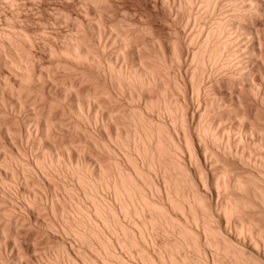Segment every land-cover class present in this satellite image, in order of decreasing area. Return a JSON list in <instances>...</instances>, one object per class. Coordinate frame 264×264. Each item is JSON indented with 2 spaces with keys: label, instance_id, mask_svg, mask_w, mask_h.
Here are the masks:
<instances>
[{
  "label": "bare ground",
  "instance_id": "6f19581e",
  "mask_svg": "<svg viewBox=\"0 0 264 264\" xmlns=\"http://www.w3.org/2000/svg\"><path fill=\"white\" fill-rule=\"evenodd\" d=\"M22 2L0 0V264H264V0H174L166 44L104 0L50 28Z\"/></svg>",
  "mask_w": 264,
  "mask_h": 264
},
{
  "label": "rangeland",
  "instance_id": "374dc122",
  "mask_svg": "<svg viewBox=\"0 0 264 264\" xmlns=\"http://www.w3.org/2000/svg\"><path fill=\"white\" fill-rule=\"evenodd\" d=\"M22 1H25V0H21V2ZM30 1V0H29ZM28 0H26L25 2H22V3H24V4H22V8L25 6V8L26 9H22L21 8V13H22V16L24 15L25 16V18L27 17V18H31V19H27L26 18V20L25 21H27L28 22V25H29V20H31L30 21V25H33V24H35V22H37L38 20V18L40 17V20H42V22L44 23V22H46V23H44V26L46 25V27H48L49 25V28L51 27V24L53 23L52 22V20L54 21V19H55V16H54V14H56V12L55 11H60V9L62 10V11H64V12H67V13H70V14H72V16L73 17H76V18H79V20H81V21H84V23H86V19H85V16L83 15V13H84V11H83V6H85L86 5V1L87 0H31L30 2H29ZM33 1V2H32ZM165 2V4H164V2ZM166 1H169V3H170V5H169V3L168 2H166ZM177 1H179V0H175V2L177 3ZM40 2H41V4H40ZM83 2V3H82ZM104 2L105 3H103L104 5V7L105 8H108V7H110L109 9V11H111V15H115V16H117V14H119L120 16L122 15V14H124V15H122V17H119V15H118V18H126V19H128V21L130 20L132 23H134L135 22V24L136 25H139L140 24V26H145V24H147L146 26H149L150 27V25L152 26V29H154L155 28V33H156V35L158 34V37H163L164 36V38H162L163 40H162V42L164 43V44H166L167 43V41L168 40H176L177 39V36H178V34H179V36H178V38L180 37H182L181 35L182 34H184V33H182V32H184V30H185V28H184V30L182 29L183 27H184V25H183V20H184V18L183 17H180V16H183L179 11H177V7L175 6L176 4H175V2H174V0H107V2H106V0H104ZM112 2V3H111ZM174 2V3H173ZM35 4L34 6H32L33 4ZM39 3V5H37ZM109 3V4H108ZM84 4V5H83ZM168 4V6L167 7H165L166 5ZM41 5V6H40ZM44 7H43V6ZM108 5V6H107ZM113 6V8L114 7H116V8H112L111 6ZM164 5V6H163ZM176 7H174V6ZM33 7V8H32ZM43 7V8H42ZM80 7H82L81 9H79ZM172 7V8H171ZM42 8V9H41ZM54 8H56V9H54ZM86 7H84V9H85ZM31 9V10H30ZM35 9V10H34ZM39 9V10H38ZM113 9V10H112ZM172 9H173V11H172ZM22 10H24L23 12H22ZM39 12H38V11ZM42 10H44V11H42ZM66 10V11H65ZM80 10V11H79ZM168 10V11H167ZM70 11V12H69ZM116 11V12H115ZM171 11V12H170ZM28 12V13H27ZM37 14H36V13ZM73 12V13H72ZM83 12V13H82ZM113 12V13H112ZM29 13H31V14H29ZM41 13V14H40ZM117 13V14H116ZM168 13H170V14H168ZM28 14V15H27ZM42 14H44V16H40V15H42ZM53 14V15H52ZM126 14H127V16H126ZM180 14V15H179ZM32 15H33V17H32ZM35 15V16H34ZM177 15V16H176ZM53 18H52V17ZM82 16V17H81ZM124 16V17H123ZM176 16V17H175ZM179 16V17H178ZM113 17V16H112ZM130 17V18H129ZM43 18V19H42ZM84 18V19H83ZM109 19L110 18V16L109 17H106V19ZM116 18V17H115ZM173 18V19H172ZM175 18V19H174ZM179 18V19H178ZM34 19L36 20V21H34ZM51 21H50V20ZM107 19V20H108ZM111 19H114V18H111ZM263 19V18H262ZM262 19H260L262 22H260V21H258L259 23H261V24H259V27H258V29L259 28H261L262 27V25L264 24V20H262ZM44 20V21H43ZM110 20V19H109ZM107 21V22H110V21ZM133 20V21H132ZM49 22V24H47L48 22ZM129 21V22H130ZM150 24H148L147 22ZM177 21V22H176ZM181 21V22H180ZM41 22V23H42ZM138 24H137V23ZM142 22V23H141ZM143 22H145V23H143ZM40 22H37L36 24L38 25V24H41ZM51 23V24H50ZM35 24V25H36ZM142 24H144V25H142ZM172 24V25H171ZM30 26L31 27V30H34L35 28H37L36 26ZM48 25V26H47ZM261 26V27H260ZM181 27V28H180ZM33 28V29H32ZM64 31H63V30ZM62 29H60V32L58 31V34H60V35H62L61 33H63V35H65L66 34V32L65 31H69V30H67V28H62ZM181 30H182V32H181ZM261 31H262V29H260ZM154 31V30H153ZM179 31H180V33H182V34H180L179 33ZM260 31V33H262ZM55 32V33H54ZM53 32V34L55 35V34H57V32L56 31H54ZM174 32H176V33H174ZM177 32H178V34H177ZM68 33V32H67ZM160 33H162V35L160 34ZM170 35V38H173V39H170L169 38V35ZM160 35V36H159ZM261 35V38H262V34H260ZM171 36H173V37H171ZM161 37H160V39H161ZM166 37V38H165ZM168 37V38H167ZM263 37H264V35H263ZM51 41L53 42L54 40H53V38L51 37ZM263 40H264V38H262ZM166 41V42H165ZM263 46H264V42H263ZM36 53L39 55V53H41L40 51L39 52H37L36 51ZM46 60H48V59H46ZM45 60V62L47 63V61ZM256 77H257V79L259 80L258 81V83L260 82V78H259V76H258V74L256 75ZM228 87V86H227ZM236 90L237 91H239V89L238 88H236ZM235 90V91H236ZM191 94V92H188V94H187V99H189V100H187V104L189 105L188 107H189V110H190V108H191V111H190V113L193 115H197V113H198V110H196L197 109V99L193 96V95H190ZM189 96V97H188ZM190 103V104H189ZM248 104H249V102H247ZM193 109V110H192ZM193 112V113H192ZM94 155V154H93ZM36 231H34V233H35ZM31 234L33 235V232H31ZM36 234V233H35ZM38 236V237H37ZM37 236H35L34 235V237H32L31 236V240L32 241H34V243L32 242V244H34L35 245V242H36V244H38L37 246H40V243H41V246H42V243H43V241H44V243H51V244H56L57 243V241H58V237L57 236H55V235H51L50 234V236L49 235H45V236H42V235H38L37 234ZM46 236H48V237H46ZM35 237H37V238H39V239H36ZM42 237L44 238V240L42 239ZM50 237V238H49ZM57 237V238H56ZM46 238V239H45ZM36 239V240H35ZM41 239H42V241H41ZM47 239H48V241H47ZM38 240V241H37ZM50 240V241H49ZM54 240H55V242H54ZM46 241V242H45ZM68 241L69 242H71L70 241V239H68ZM40 242V243H39ZM53 242V243H52ZM38 253H40L41 254V251L39 252V251H37V254L35 253H31V255H30V257H29V260L26 258V260L28 261V262H30V263H33V264H45V263H42L41 261H38V258H39V256L38 255H40V254H38ZM38 256V257H37ZM36 257H37V259H36ZM35 259V260H34ZM25 260V261H26ZM31 260V261H30ZM40 260V259H39ZM26 261V262H27ZM33 261V262H32Z\"/></svg>",
  "mask_w": 264,
  "mask_h": 264
}]
</instances>
